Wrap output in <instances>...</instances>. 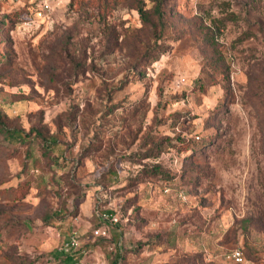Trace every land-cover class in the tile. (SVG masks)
I'll use <instances>...</instances> for the list:
<instances>
[{"label":"rangeland","instance_id":"374dc122","mask_svg":"<svg viewBox=\"0 0 264 264\" xmlns=\"http://www.w3.org/2000/svg\"><path fill=\"white\" fill-rule=\"evenodd\" d=\"M27 1L0 0V264H68L72 232L81 264H264V0Z\"/></svg>","mask_w":264,"mask_h":264},{"label":"built area","instance_id":"2783aa9c","mask_svg":"<svg viewBox=\"0 0 264 264\" xmlns=\"http://www.w3.org/2000/svg\"><path fill=\"white\" fill-rule=\"evenodd\" d=\"M16 3H20L23 0H14ZM27 1V0H26ZM63 2L66 0H28L27 4L30 7H36L37 11L42 15L41 17L46 18V20H50L51 15L53 13L54 7L56 3ZM29 26V22L24 21L23 26ZM97 219L99 223H101L100 226L96 227L93 230V236L109 239V230L108 225H116L119 222V218L116 212L110 213V212H104V213H98ZM79 246V241L77 238V235L75 232H72L66 240H64L60 246L57 249V252L59 254L64 255H71V253L76 250ZM82 254H85V251L82 252ZM231 257L236 262H240L242 260L241 254L239 251H235L231 254ZM71 264H81L80 261L74 260Z\"/></svg>","mask_w":264,"mask_h":264},{"label":"trees","instance_id":"16d2710c","mask_svg":"<svg viewBox=\"0 0 264 264\" xmlns=\"http://www.w3.org/2000/svg\"><path fill=\"white\" fill-rule=\"evenodd\" d=\"M138 11H139V13H140V16H143V15H144L142 7H139V8H138ZM105 15H106V14H105ZM102 18L105 19L106 16H103ZM6 133H7V134H6V135H7V136H6V139H7L8 141H10L11 143H15L16 141H20V140L24 139L25 137H27V135H25V134H19V132H17V131H14V132L6 131ZM152 173H153V174H161V172H160L158 169H155ZM96 219H97V218H96ZM100 225H101V223H99V221H98V219H97L96 227H98V226H100ZM113 226L117 227L118 224L113 225ZM113 226H112V227H113ZM108 230H109V234H110L109 236H111V228H108ZM113 237H114L115 240H118V239H119V234L116 233V232H113ZM99 238H100V237H99ZM109 238H110V237H109ZM100 239H102V240H106L105 238H100ZM84 250H85V247L82 246V247H80L78 250L72 252L71 255L58 254V255L54 256V258H56V257H60V256H61V258H65V259L68 260V264H71L74 260H78L80 257L83 256L82 252H83Z\"/></svg>","mask_w":264,"mask_h":264}]
</instances>
